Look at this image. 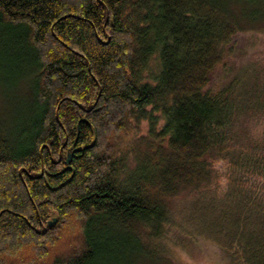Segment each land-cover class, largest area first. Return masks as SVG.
<instances>
[{
	"label": "trees",
	"instance_id": "16d2710c",
	"mask_svg": "<svg viewBox=\"0 0 264 264\" xmlns=\"http://www.w3.org/2000/svg\"><path fill=\"white\" fill-rule=\"evenodd\" d=\"M0 22L33 57L36 109L18 144L0 122V264H170L152 241L182 196L211 216L180 237L264 264V144L240 117L264 115L262 76L209 86L264 0H0Z\"/></svg>",
	"mask_w": 264,
	"mask_h": 264
},
{
	"label": "rangeland",
	"instance_id": "374dc122",
	"mask_svg": "<svg viewBox=\"0 0 264 264\" xmlns=\"http://www.w3.org/2000/svg\"><path fill=\"white\" fill-rule=\"evenodd\" d=\"M19 33L22 34L0 22V122L9 130L16 144L23 141L36 114L32 90L35 65L29 49L20 42ZM232 43L233 54L226 57V62L212 76L209 86L214 92L229 85L245 92L253 80L260 76V83L264 84V31L254 29L239 32ZM240 117L243 119L245 130L252 138L264 144V115L243 114ZM162 124L163 121H160L159 127ZM147 133L146 121L133 123L132 131L121 140L120 152L123 155L128 153L127 164L130 168L133 166L129 152L131 142ZM220 171L225 174L226 168L221 167ZM220 181L222 188L227 186L225 178L221 177ZM258 183L263 189L260 193L264 194V178ZM195 202L194 196H182L169 201L172 230L167 236L152 241V246L156 247L170 264H227L226 255L207 236L195 238V244L185 236L180 237L176 232V225L186 234L198 232L199 224H196L191 216H211L210 211H202L201 215H196L193 209L197 204Z\"/></svg>",
	"mask_w": 264,
	"mask_h": 264
},
{
	"label": "water",
	"instance_id": "95a60500",
	"mask_svg": "<svg viewBox=\"0 0 264 264\" xmlns=\"http://www.w3.org/2000/svg\"><path fill=\"white\" fill-rule=\"evenodd\" d=\"M71 156H72V155H69V156H68L67 163H70ZM49 225H52V223H49ZM43 232H45V230H43Z\"/></svg>",
	"mask_w": 264,
	"mask_h": 264
}]
</instances>
